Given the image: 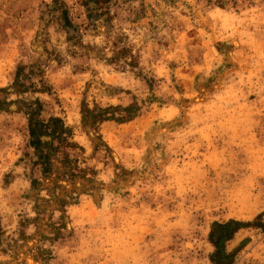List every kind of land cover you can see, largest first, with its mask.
Instances as JSON below:
<instances>
[{
	"label": "rangeland",
	"instance_id": "374dc122",
	"mask_svg": "<svg viewBox=\"0 0 264 264\" xmlns=\"http://www.w3.org/2000/svg\"><path fill=\"white\" fill-rule=\"evenodd\" d=\"M0 264H264V0H0Z\"/></svg>",
	"mask_w": 264,
	"mask_h": 264
},
{
	"label": "trees",
	"instance_id": "16d2710c",
	"mask_svg": "<svg viewBox=\"0 0 264 264\" xmlns=\"http://www.w3.org/2000/svg\"><path fill=\"white\" fill-rule=\"evenodd\" d=\"M53 122L55 123H58V120H53ZM31 131H32V135L34 136L35 132H34V129L31 128ZM45 135V134H44ZM36 146V145H35Z\"/></svg>",
	"mask_w": 264,
	"mask_h": 264
}]
</instances>
